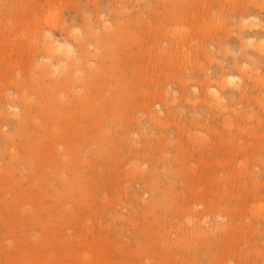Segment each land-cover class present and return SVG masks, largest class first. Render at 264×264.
Segmentation results:
<instances>
[{"label": "rangeland", "instance_id": "1", "mask_svg": "<svg viewBox=\"0 0 264 264\" xmlns=\"http://www.w3.org/2000/svg\"><path fill=\"white\" fill-rule=\"evenodd\" d=\"M2 1L0 264H264V0Z\"/></svg>", "mask_w": 264, "mask_h": 264}, {"label": "bare ground", "instance_id": "2", "mask_svg": "<svg viewBox=\"0 0 264 264\" xmlns=\"http://www.w3.org/2000/svg\"><path fill=\"white\" fill-rule=\"evenodd\" d=\"M9 1H10V0H8V2H9ZM14 1H15L14 3H16V2H19V3H20L21 0H18V1H17V0H14ZM25 1H28V0H25ZM167 1H168V0H167ZM167 1H166V2H167ZM255 1H256V0H255ZM1 2H2V3H1ZM6 2H7V1L5 0V1H4V4H6ZM10 2L12 3V1H10ZM21 2H23V1H21ZM233 2H234V1H233ZM0 3L3 4V1L1 0ZM27 3H28V2H27ZM29 3H31L30 0H29ZM253 3H254V2H253ZM256 3H257V2H256ZM12 4H13V3H12ZM21 4H23V3H21ZM233 4H234V3H233ZM257 4H259V3H257ZM6 5L9 6V5H11V4H6ZM15 5H18V4L16 3ZM26 5H27V4H25V6H26ZM168 5H169V4H168ZM248 5H249V4H248ZM248 5H247V6H248ZM0 6H2V5H0ZM3 6H4V5H3ZM13 6H14V5H13ZM29 6H30V4H29ZM256 6H257V5H256ZM9 7H10V6H9ZM11 7H12V6H11ZM11 7H10V8H11ZM15 7H16V6H15ZM109 7H110V6H109ZM208 7H209V6H208ZM211 7H212V6H211ZM242 7H243V6H242ZM2 8H3V7H2ZM4 8H5V7H4ZM109 9H110V8H109ZM209 9H211V8L209 7ZM7 10H8V9H7ZM10 10H11V9H10ZM12 10H13V9H12ZM239 10H240V9H239ZM5 12H6V10H5ZM209 12H210V11H209ZM9 14H10V13H9ZM104 16H105V15H104ZM1 18H2V17H1ZM249 18H250V17H249ZM28 19H29V18H28ZM238 19H239V18H238ZM250 19H251V18H250ZM6 20H7V19H6ZM106 20H108V19L106 18ZM241 20H242V19H241ZM241 20H240L239 22H240V24H241V26H242ZM247 21H248V20H247ZM250 21H251V20H250ZM4 22H5V21H4ZM11 22H12V21H11ZM248 22H249V21H248ZM47 23H48V22H47ZM243 23H244V22H243ZM251 23H253V22H251ZM245 24H246V23H245ZM245 24H244V25H245ZM253 24H254V23H253ZM218 25H219V24H218ZM8 26H9V25H8ZM219 26H220V25H219ZM249 26H250V24H249ZM12 27H13V26H12ZM244 27H245V26H244ZM253 29H254V28H253ZM249 30H250V29H249ZM14 31H15V30H14ZM208 31H209V30H208ZM240 31H241V30H240ZM210 32H211V31H210ZM11 33H12V32H11ZM244 34H245V33H244ZM241 35H242V32H241ZM241 35H240V38L242 37ZM213 36H214V35H213ZM190 39H191V38H190ZM246 39H247V38H246ZM98 40H99V39H98ZM100 40H101V39H100ZM100 40H99V42H101ZM239 40H240V39H239ZM77 41H79V40H77ZM80 41H81V40H80ZM241 41H242V40H241ZM247 41H248V40H247ZM249 41H250L251 44L254 46L255 50L258 51V52H256V53H258V54L260 55L261 52H262L263 55H262V54L260 55L262 58H261L260 56H255V57L252 58V60H253V62H254L255 64L262 66V64H264V58H263V56H264V41H263V40H262V41H259V40H258V41H257V40L254 41L253 38H252V39L250 38ZM82 42L84 43L83 40H82ZM82 42H81V43H82ZM97 42H98V41H97ZM102 43H103V42H102ZM240 43H241V42H240ZM84 44H85V43H84ZM52 45H53V44H52ZM86 45H87V44H86ZM53 46H54V45H53ZM53 46H51V43H50L49 50L46 49L47 52L45 51L46 54H47V53H51V54L54 55V53H55V51H54L55 46H54V47H53ZM242 46H243V43H242ZM240 47H241V46H240ZM244 47H245V46H243V48H244ZM64 48H65V47H64ZM84 48H85V46H84ZM56 49H57V48H56ZM56 49H55V50H56ZM66 49H68L67 46H66ZM69 49H70V48H69ZM69 49H68V50H69ZM82 49H83V47H82ZM160 49H161V48H160ZM240 49L242 50V48H240ZM244 49H245V48H244ZM70 50H71V49H70ZM85 50H87V49H85ZM85 50H84V51H85ZM167 50H168V52H169V53H168L169 55H172V54H173V51H171V50H169V49H166V51H167ZM241 50H240V51H241ZM48 51H49V52H48ZM58 51H59V50H58ZM60 51H61V50H60ZM79 51H80V50H79ZM242 51H243V50H242ZM64 52H66V51L64 50ZM69 52H70V51H69ZM74 52H76V50H75ZM240 53H242V52H240ZM244 53H245V50H244ZM73 54H75V53H72V55H73ZM212 54H213V53H212ZM232 54H233V53H232ZM63 55H64V54H63V52H62V56H63ZM72 55H71V53H70V54H66L65 56H63L64 58L61 60L62 63H63V68L61 69L60 72H61V74H62V73H65V74H64L65 76H64V75H63V76L60 75V76H58L57 78H55V79H54V82H53L54 85H55V83H57V84L59 85V83H61V82L64 81L65 77H66V80H72V79L74 80V79H76V77L74 78L75 75H74L73 72H74L75 69L79 68V66L82 64V61H83V62L85 61V60H84L85 58L83 59V58L79 55V57H73V58H72V61H70V60L68 59V57H70V56H72ZM85 55H86V54H85ZM85 55H83V56H85ZM88 55H89V54H88ZM210 55H211V54H210ZM45 56H46V55H45ZM51 56H52V55H51ZM86 56H87V55H86ZM86 56H85V57H86ZM241 56H243V54H241ZM47 57H49V56H47ZM52 57H54V56H52ZM213 57H214V56H213ZM45 58H46V57H45ZM61 58H62V57H61ZM66 58H67V59H66ZM166 58H167V57H166ZM88 60H89V59H88ZM170 60H171V57L168 59V61H170ZM80 62H81V64H80ZM228 62H229V61H228ZM188 63H189V62H188ZM51 64H52V62H51ZM59 64H60V63H59ZM211 64H212V63H211ZM237 64L239 65V67H241L239 63H237ZM235 65H236V64H235ZM238 65H236L237 68H239ZM242 65H243V64H242ZM77 66H78V67H77ZM248 66H249V65H248ZM263 66H264V65H263ZM263 66H262V67H263ZM55 67H56V66H55ZM58 67H59V65H58ZM74 67H75V68H74ZM83 67H84V66H83ZM190 67H191V66H190ZM255 67H256V66H255ZM257 67H258V66H257ZM49 69H50V67H49L47 64H45V66L42 68V72H40V73L42 74V76H44V78H45L46 73H47V72H50ZM242 69H243V68H242ZM242 69H241V70H242ZM247 69H248V68H247ZM247 69H246V70H247ZM62 70H63V71H62ZM248 70H249V69H248ZM250 70H251V69H250ZM250 70H249V72H250ZM242 72H244V69L242 70ZM242 72H240V73H242ZM99 73H100V71H99ZM207 73H208V71H207ZM244 73H246V72H244ZM255 73H257V72H255ZM255 73H254V74H255ZM41 74H40V75H41ZM102 74H103V73H102ZM221 74H223V75H222V76H223V79H222V77H221L220 79H222V80H221L220 82H218V83H216V82H217V80H218L219 78L216 79L215 84H211V83H209L210 78H209L208 75H207V77H208V78H207V83H208V84L206 83V84H207V85H206V86H207V88H206V89H207V90H206L207 93H206V94L210 97V101H208L209 105H210V106L213 105V106L215 107V109H217L219 112H222V114H225V113H227V112H226L227 109H225V108L223 107V106H224V105H223V101L221 100V98H222V93H223V91H224L225 88H226V83H227V81H228V82H234L236 79H238V77H237L236 75L229 74L228 76H225V77H226V78H225V77H224V74H226V73L224 72V73H221ZM242 74H243V73H242ZM247 74H248V73H247ZM250 74H252V73H250ZM258 74H260V73H258ZM70 75H72V76H70ZM205 75H206V74H205ZM244 75H245V74H244ZM244 75H243V76H244ZM260 75H261V74H260ZM260 75H258V76H260ZM101 76H102V75H101ZM193 76H194V75H193ZM248 76H250V75H248ZM258 76H257V77H258ZM261 76H262V75H261ZM38 77H39V75H38ZM202 77H203V76H202ZM251 77H252V76H251ZM257 77H256V78H257ZM227 78H228V79H227ZM240 78H241V77H240ZM252 78H253V77H252ZM252 78H250V79H252ZM260 78H261L260 80H262L263 77H260ZM36 79H37V78H36ZM220 79H219V80H220ZM258 79H259V78H258ZM258 79H257V80H258ZM185 80H186V79H185ZM252 80H253V79H252ZM257 80L255 79L256 83H257ZM42 81H43V80H42ZM255 81H253V82H254V85H255ZM263 82H264V81H263ZM57 84H56V85H57ZM259 84H260V83H259ZM259 84H258V85H259ZM56 85H55V86H56ZM227 85H228V84H227ZM233 85H234V84H233ZM241 85H242V84H241ZM261 85H263V83H262ZM55 86L52 87L51 90L48 91V92L51 91V94H53V96H49V98H53V100H54L56 103L62 105L64 101H63V99H62V100L59 99V95H60V93L55 89ZM59 86H60V85H59ZM259 86H260V85H259ZM43 87H44V85H43V83H42V84H41V88H43ZM195 87H196V86H195ZM15 88H16V87H15ZM44 88H46V89H45V92L48 93V92H47V88H48V87H44ZM233 88H234V87H233ZM260 88H261V87H260ZM241 89H242V88H241ZM262 89H263V88H262ZM18 90H19V91H18V94H19L20 89H18ZM31 90H32V89H31ZM222 90H223V91H222ZM239 90H240V89H239ZM234 91H236V89H235ZM52 92H53V93H52ZM221 92H222V93H221ZM238 92H239V91H238ZM229 95H230V97H231V99H230V97H228V98L230 99V102H231V105H230L229 107H233V106H235V104L240 103V102L242 101V99H245V98L247 99V97H249V95H248L247 93L242 92V91H241V93L239 94V96H238L237 94H236V95H235V94H232L231 92H230ZM246 95H248V96H246ZM208 96H207V97H208ZM60 97H61V95H60ZM207 97H206V98H207ZM255 97H256V96H255ZM255 97H253V98H255ZM10 98H11V97H10ZM20 98H21V95H20ZM25 98H26L25 96H24L23 98H21V101H22V99H23V103L28 105L29 102L26 103L27 101L25 102ZM79 98H80V97H78V99H79ZM253 98H251V100H249V101H252ZM5 99H6V98H5ZM7 99H8V98H7ZM78 99H77V100H78ZM201 99H202V98H201ZM246 99H245V100H246ZM249 99H250V98H249ZM257 99L259 100L260 98L257 97ZM11 100H12V98H11ZM28 100L31 101V99H28ZM79 100H80V99H79ZM262 100H264V99H262ZM262 100H261V102H262ZM33 101H36V102H37V100H33ZM249 101L247 100V103H248ZM253 101H254V99H253ZM256 101H257V100L255 99V102H256ZM259 101H260V100H259ZM10 102H11V101H10ZM38 102H39V100H38ZM38 102H37V103L34 102V103H35V104H38ZM42 102H43V101H42ZM77 102H78V101H77ZM77 102H74V103H77ZM194 102H195V101H194ZM263 102H264V101H263ZM7 103H8V102H7ZM40 103H41V102H40ZM208 103H207V104H208ZM258 103H259V102H258ZM9 104H10V103H9ZM30 104H31V102H30ZM30 104H29V105H30ZM32 104H33V103H32ZM43 104H44V102H43ZM106 104H107V103H106ZM192 104H194V103H192ZM232 104H233V105H232ZM29 105H28V107H30ZM260 105H261V104H260ZM12 106H14L13 103L11 104V107H12ZM38 106H40V104H38ZM41 106H42V105H41ZM41 106H40V107H41ZM8 107H10V106H8ZM109 107H110V105H109ZM226 107L229 108V107H228V104H227ZM235 107H236V106H235ZM235 107H234V109H236ZM262 107H264V106H262ZM12 108H14V107H12ZM31 108H32V106H31ZM31 108H30V109H31ZM113 108H114V107H113ZM121 108H122V107H121ZM130 108H131V107H130ZM8 109H9V108H7V110H8ZM25 109H26V108H25ZM58 109L60 110V107H58ZM210 109H211V107H210ZM230 109H233V108H230ZM230 109H228V111H229ZM234 109H233V110H234ZM27 110H28V112L24 114V117L21 116V115H23V114H21V115L19 114V115H18V116L23 117V118L20 117V118H21V121H20L21 124H22L23 122H25L26 120H32V121H33V119H34V117H32L33 115H31L32 112L30 113V112H29L30 110H29V109H27ZM105 110H106V109H105ZM122 110H123V109H122ZM122 110H121V111H122ZM233 110H232V112H234ZM236 110H237V109H236ZM236 110H235V111H236ZM8 111H9V110H8ZM12 112H14V111H12ZM77 112H78V111H77ZM106 112H107V111H106ZM106 112H105V113H106ZM122 112H123V111H122ZM128 112H129V111H128ZM229 112H230V111H229ZM239 112H241V111H239ZM249 112H250V111H249ZM7 113H8V112H7ZM234 113H235V112H234ZM9 114H10V113H9ZM109 114H110V112H109ZM127 114H128V113H127ZM127 114H126V118H127V120H126V119L123 120L124 122H127V121H128V123H129L130 121H132V120L135 119V118H131V120L129 119V118H130V115H131V112H130V114H128V115H127ZM238 114H239V113H238ZM241 114H242V115H241ZM248 114H249L248 112H245V114H243L242 112L240 113L241 116H245V115L249 116V115L252 114V113H250L249 115H248ZM11 115H12V114H11ZM14 115H15V113H14ZM149 115H150V114H149ZM18 116H17V117H18ZM222 116H223V115H222ZM247 116H246V117H247ZM250 116H251V115H250ZM250 116H249V117H250ZM219 117H220V116H219ZM224 118H225V117H224ZM247 118H248V117H247ZM18 119H19V118H18ZM39 119H40V118H39ZM193 119H194V118H193ZM193 119H192V121H193ZM234 119H235V118H234ZM112 120L115 122V124H116V122H118V121H116L115 119H112ZM149 120H150L151 122L153 121L151 116H149ZM223 120H224V119H223ZM223 120H222V121H223ZM34 121H35V123H39V122H38L39 120H37V121L34 120ZM229 121H230V118L228 119V122H229ZM119 122H120V121H119ZM119 122H118V123H119ZM121 122H122V121H121ZM124 122H122L121 124H125ZM139 122L142 123L141 121H139ZM146 122H147V121H146ZM208 122H209V121H208ZM232 122H233V121H232ZM232 122H231V123H232ZM32 123H33V122H32ZM111 123H112V122H111ZM118 123H117V124H118ZM154 123H156V122H154ZM231 123H229V124H231ZM18 124H19V123H18ZM1 125H2V123H1ZM22 125H25V123H23ZM22 125H20V126H22ZM39 125L41 126V124H39ZM29 127H30V126H28V128H27V127H26V128L24 127V128H25V130L27 131V129H29ZM37 127H38V126H37ZM113 127H114V126H113ZM113 127L111 128L112 131H113ZM125 127H126V126L124 125V128H125ZM17 128L19 129V126H18ZM35 128H36V126H35ZM38 128H39V127H38ZM38 128H37V129H38ZM117 128H118V127H117ZM127 128H128V127H127ZM238 128H239V127H238ZM20 129H21V127H20ZM22 129H23V128H22ZM115 130H116V129H115ZM118 130H119V129H118ZM240 130H241V129H240ZM29 131H31V128L29 129ZM38 131H39V130H38ZM119 131H120V130H119ZM125 131H126V130H125ZM125 131H122V132H125ZM31 132H32V131H31ZM42 132H43V130H42ZM113 132H114V131H113ZM126 132H127V131H126ZM126 132H125V134H126ZM119 133H120V132H119ZM234 133H235V132H234ZM108 134H109V133H108ZM119 135H120V134H119ZM43 136H44V135H43ZM9 137H10V136H9ZM27 137H28V136H27ZM31 137H32V136H31ZM34 137H35V136H34ZM34 137H33V138H34ZM3 138H4V137H3ZM29 138H30V137H29ZM29 138H28V139H29ZM33 138H30V140L33 139ZM35 138H36V137H35ZM40 138H41V137H40ZM115 138H116V137H115ZM115 138H114V139H115ZM121 138H122V137H121ZM125 138H126V137H125ZM28 139H27V140H28ZM30 140H29V141H30ZM33 140H34V139H33ZM43 140L45 141V138H44ZM50 140H51V139H50ZM237 140H238V139H237ZM50 142H51V141H50ZM120 142H121V141H120ZM28 143H29V142H28ZM121 143H122V142H121ZM24 147H25V146H24ZM130 147H132V146L130 145ZM36 150H37V149H36ZM12 154H13V153H12ZM15 154H16V153H15ZM17 154H18V153H17ZM39 157H40V156H39ZM220 158H221V157H220ZM64 160H65V159H64ZM36 162H37V161H36ZM194 164H195V163H194ZM244 164H245V163H244ZM246 167H247V166H246ZM247 168H248V167H247ZM73 171H74V170H73ZM26 173H27V172H26ZM20 174H21V173H20ZM141 176H142V175H141ZM23 178H25V177H23ZM146 193H147V192H146ZM201 205H202V204H201ZM194 209H195V208H194ZM192 210H193V209H192ZM30 211H31V210H30ZM186 217H187V216H186ZM212 218H213V217H212ZM172 233H173V232H172ZM191 234H192V233H191Z\"/></svg>", "mask_w": 264, "mask_h": 264}]
</instances>
